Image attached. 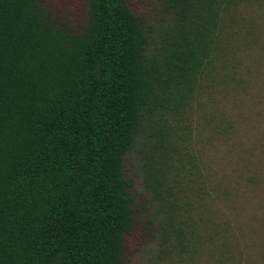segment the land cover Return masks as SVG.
I'll use <instances>...</instances> for the list:
<instances>
[{
    "label": "trees",
    "instance_id": "16d2710c",
    "mask_svg": "<svg viewBox=\"0 0 264 264\" xmlns=\"http://www.w3.org/2000/svg\"><path fill=\"white\" fill-rule=\"evenodd\" d=\"M85 1L73 21L50 0H0V264H124L140 215L125 172L133 151L156 242L190 247L175 122L248 0H154L152 14L129 0Z\"/></svg>",
    "mask_w": 264,
    "mask_h": 264
},
{
    "label": "rangeland",
    "instance_id": "374dc122",
    "mask_svg": "<svg viewBox=\"0 0 264 264\" xmlns=\"http://www.w3.org/2000/svg\"><path fill=\"white\" fill-rule=\"evenodd\" d=\"M129 2L143 14L156 8L154 0ZM50 3L73 21L87 14L85 0ZM230 32L227 52L175 122L185 134L178 138L185 170L175 184L190 247L164 252L156 242L144 158L133 151L125 172L140 215L127 237L124 264H264V0L242 4ZM187 153L199 157L198 168Z\"/></svg>",
    "mask_w": 264,
    "mask_h": 264
}]
</instances>
